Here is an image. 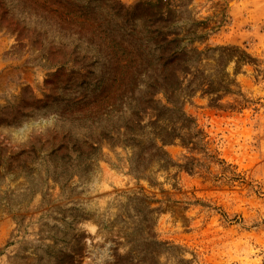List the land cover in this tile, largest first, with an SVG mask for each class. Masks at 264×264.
Listing matches in <instances>:
<instances>
[{"label":"rangeland","instance_id":"rangeland-1","mask_svg":"<svg viewBox=\"0 0 264 264\" xmlns=\"http://www.w3.org/2000/svg\"><path fill=\"white\" fill-rule=\"evenodd\" d=\"M0 264H264V0H0Z\"/></svg>","mask_w":264,"mask_h":264}]
</instances>
